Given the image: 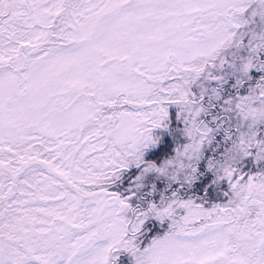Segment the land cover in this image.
Wrapping results in <instances>:
<instances>
[{
    "label": "snow or ice",
    "instance_id": "1",
    "mask_svg": "<svg viewBox=\"0 0 264 264\" xmlns=\"http://www.w3.org/2000/svg\"><path fill=\"white\" fill-rule=\"evenodd\" d=\"M0 264H264V0H0Z\"/></svg>",
    "mask_w": 264,
    "mask_h": 264
}]
</instances>
